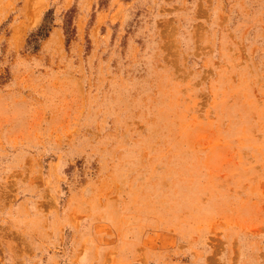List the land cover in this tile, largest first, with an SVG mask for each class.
I'll list each match as a JSON object with an SVG mask.
<instances>
[{
    "label": "rangeland",
    "instance_id": "obj_1",
    "mask_svg": "<svg viewBox=\"0 0 264 264\" xmlns=\"http://www.w3.org/2000/svg\"><path fill=\"white\" fill-rule=\"evenodd\" d=\"M0 264H264V0H0Z\"/></svg>",
    "mask_w": 264,
    "mask_h": 264
}]
</instances>
